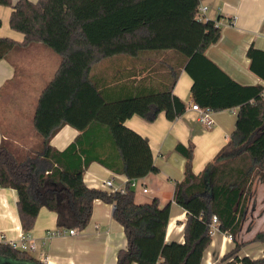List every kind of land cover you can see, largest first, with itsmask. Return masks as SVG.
<instances>
[{"label": "trees", "instance_id": "1", "mask_svg": "<svg viewBox=\"0 0 264 264\" xmlns=\"http://www.w3.org/2000/svg\"><path fill=\"white\" fill-rule=\"evenodd\" d=\"M1 6L12 7L10 27L24 40L0 35V61L35 44L61 58L37 102L33 125L39 145L26 149L9 139L0 144V187L17 192L24 232L34 229L43 208L57 214L59 230H83L95 202L102 201L114 204L113 217L128 241L117 264H202L216 216L218 231L236 243L222 261L264 264V256L240 258L248 243L237 240L255 181L264 182V84L242 85L207 56L222 31L218 22L198 18L200 0H0ZM124 56L147 58V76L102 81L96 68ZM247 57L251 72L264 83V51L251 46ZM182 71L193 81L195 104L213 112L237 110V121L229 142L200 174L193 170L194 145L176 146L186 159L173 197L187 213L180 243L166 241L171 203H140L129 185L124 194L90 188L84 176L93 163L127 177L128 183L158 172L148 139L125 123L134 115L149 122L161 113L171 122L181 117L187 104L174 88ZM66 125L79 135L61 151L52 139ZM254 242L264 243V231L249 243ZM0 258L41 264L4 243Z\"/></svg>", "mask_w": 264, "mask_h": 264}, {"label": "crops", "instance_id": "2", "mask_svg": "<svg viewBox=\"0 0 264 264\" xmlns=\"http://www.w3.org/2000/svg\"><path fill=\"white\" fill-rule=\"evenodd\" d=\"M18 1L13 0V3ZM205 7L206 19L218 22L222 31L221 40L207 50V56L242 85L264 84L251 72L247 57L251 46L264 51V0H200L199 8ZM12 10L9 6L0 7V35L22 42L24 35L10 27ZM140 60L117 57L95 71L102 81L124 75L126 81L130 82L136 76L137 79L147 76L151 69L147 58ZM157 61V58L153 59V63ZM60 63L59 55L40 44L16 49L8 58L0 61V144L3 139H9L26 149L39 145L41 140L33 125L37 102ZM192 84L191 77L182 71L174 94L187 104V110L176 121H169L161 113L154 122L134 115L125 123L128 128L148 139L154 164L158 168L157 173L139 179V186L135 190L136 200L146 203L158 199L162 206L172 204L166 235L168 242H184L187 221L186 211L173 201L175 183L183 179L186 165V159L176 152V146L180 143L186 147L194 145L193 170L200 174L229 142L237 121V110H226L214 112L215 125L212 128L202 124L198 113L192 109L195 104L191 95ZM78 135V130L66 125L52 139V145L62 151ZM109 179L115 181L117 188L128 185L127 177L114 174L99 163L91 164L84 176L88 187L104 190H109L104 187V182ZM261 183L264 188V182ZM144 187L148 189L147 193L143 192ZM256 198L258 202L263 199L262 205L256 210L247 208L242 230L237 236L239 243H248L239 252L240 258L258 259L264 256V243H249L258 232L264 231V198ZM114 209V204L96 201L92 218L85 229H77L75 235L50 237L48 232L59 230L57 214L43 208L34 229L29 232L37 249L29 253L41 264H117L118 252L127 247L128 241L123 226L113 217ZM22 232L18 194L13 189L0 187V244L4 243L2 236L8 241L18 240ZM212 236L202 264L231 262L232 259L228 262L222 259L236 247V243L228 234L220 231ZM24 263L0 258V264Z\"/></svg>", "mask_w": 264, "mask_h": 264}, {"label": "built area", "instance_id": "3", "mask_svg": "<svg viewBox=\"0 0 264 264\" xmlns=\"http://www.w3.org/2000/svg\"><path fill=\"white\" fill-rule=\"evenodd\" d=\"M207 8H199L198 18L200 20L207 21L205 17V12ZM219 26V24H218ZM220 27V26H219ZM192 109L198 113V119L199 121L204 124L208 128H212L215 125V120L213 118L214 112L210 109H204L200 107L198 104H193ZM129 187L131 189L136 190L139 186V179H132L128 183ZM104 187L111 191H120L121 193L127 192V186L123 188H115L114 182L112 179H109L104 182ZM143 192L147 193L148 189L146 187L143 188ZM212 230L211 235H214L218 231V219L216 216H213L212 221ZM77 233V229H64V230H58V231H50L48 232V236L55 237V236H65V235H75ZM229 237L232 239V237L229 235ZM2 241L4 244L10 245L13 249L23 251V252H33L36 251L37 245L34 239L30 236L29 233L22 232L20 238L18 240H6L4 236H2Z\"/></svg>", "mask_w": 264, "mask_h": 264}, {"label": "rangeland", "instance_id": "4", "mask_svg": "<svg viewBox=\"0 0 264 264\" xmlns=\"http://www.w3.org/2000/svg\"><path fill=\"white\" fill-rule=\"evenodd\" d=\"M49 53H51V52H49ZM52 55H55V54H52ZM4 93H5V90H4V92H2V95ZM114 183H115V181H114ZM261 184H262L261 180L259 178H257L256 181H255L254 187H253V192H252V195H251L252 198H251V200H250V202L248 204V209L249 210H252V208H254L256 210V209H258V207L260 205H262L263 199H262L261 202H258L257 198H256V197H263L264 198V188L262 187ZM115 188H117V186H115ZM138 200L141 201L140 198ZM140 203H145V202H140ZM263 209H264V207L262 208V211H263Z\"/></svg>", "mask_w": 264, "mask_h": 264}]
</instances>
